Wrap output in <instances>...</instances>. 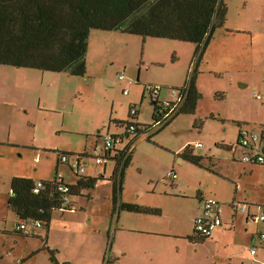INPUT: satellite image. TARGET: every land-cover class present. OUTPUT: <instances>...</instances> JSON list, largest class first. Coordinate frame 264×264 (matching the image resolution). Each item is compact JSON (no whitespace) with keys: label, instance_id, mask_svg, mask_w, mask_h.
<instances>
[{"label":"crops","instance_id":"crops-1","mask_svg":"<svg viewBox=\"0 0 264 264\" xmlns=\"http://www.w3.org/2000/svg\"><path fill=\"white\" fill-rule=\"evenodd\" d=\"M154 1L156 0L143 6L125 24L136 19ZM224 2L227 6L226 22L222 29L213 33L198 65L196 61H185L183 64L180 61L183 48L189 45L180 47L176 45L178 41L152 38L143 40V43L144 46L149 44L165 48L166 54H172L174 60L178 57V74L171 75L169 82L163 84L168 88L160 86L162 89L158 94L159 101L169 99L171 89L184 88L188 75L196 70L195 87L200 98L192 114L193 119L189 121L190 128L192 131H199L198 122L210 118L213 123L218 124L217 127H223L222 132L226 134L227 127L231 124L233 129L229 130L231 133L233 130L232 139L231 136L227 140L220 138L216 144L231 154L233 162L230 164H237L241 172L247 174V179H252L257 178L264 167L241 162L238 157L244 150L236 145L240 131L246 129L260 135L257 145L264 149V102L253 98V92L259 90L264 83V0ZM117 34L122 33L119 30L91 32L83 77L71 76L67 72L54 73L61 78L68 75L69 80L80 79L81 85L78 81H73L75 87L91 84L95 91L98 88L102 102H94L97 105L88 114L76 116L77 122L73 118L67 121L65 117L61 121L63 132L75 136L73 141H64L61 152L83 154L81 162L85 166L84 174L77 177L59 162L58 155L50 176L20 177L34 182L51 183L61 174L64 181L73 187V196L66 207L55 211L49 225L33 236L14 231L19 220L7 205L13 176L9 177L7 174V159L0 152V188H3V200L11 214H6L7 221L11 218L10 224L4 221L5 217H0V249H3L0 264H34V258H43V261L50 258L45 264H104L107 252L110 260L118 264H263L264 237L260 238V235H264V223L249 220L252 215L264 213V195L261 191L248 199L237 198L239 185L234 183V194L221 200L220 195H225L221 185L225 184L223 179L227 178L218 176L217 165L211 161V157L207 154L200 156L201 166L179 157L188 145L194 147L193 154L197 156L194 149L198 148L195 145L201 143L196 141L181 143L172 152L173 155L162 162L159 159H162L163 152L155 154L158 161L152 159L153 153L165 150L160 136H163L167 126H176L174 122L179 115L165 127L151 131L148 138L140 135L123 136L120 146L115 147V156L106 164H94L95 149L102 150L104 136L124 134L123 126L129 120V110L132 107L137 109V119L142 126L151 125L158 107L150 105L149 122L140 121L141 108L147 97L146 85H151L147 84V79L142 80L141 70L145 68V72H148L168 67L167 61H141L135 80L125 75L126 80L119 81V74L116 75L114 97L113 88L105 80L106 74L102 75L105 78L96 74L107 71L90 72L88 61L93 57L97 61L95 65L100 66L103 61L98 60L105 58L104 49ZM189 49L192 57L194 47ZM166 58L165 55V60ZM122 71L125 74V69ZM87 88L89 91L90 88ZM124 89H128L127 95L123 94ZM205 94L209 95L210 100L211 95L217 97L220 94L224 103L211 108L210 101H203ZM230 95L234 97V101L229 100ZM6 143L0 127V145ZM138 146L143 150L149 146L152 155L145 154L135 158ZM60 149L57 148L54 153ZM121 157L124 163L118 168L116 161ZM2 160L4 165L1 164ZM168 172L176 173L177 178H167ZM85 179L95 181L93 188L76 189L77 183ZM115 180L120 183L121 192L119 201L113 205ZM253 184L255 188L258 187L257 181ZM208 197L222 202L225 212L222 226L208 238L202 239L194 233V219L201 213L203 202ZM121 204L134 205L142 211L127 212L120 209ZM234 204L245 206V212L237 210ZM253 248L256 249L255 255L250 253ZM4 251L9 261L3 259Z\"/></svg>","mask_w":264,"mask_h":264},{"label":"trees","instance_id":"trees-1","mask_svg":"<svg viewBox=\"0 0 264 264\" xmlns=\"http://www.w3.org/2000/svg\"><path fill=\"white\" fill-rule=\"evenodd\" d=\"M150 1L0 0V66L50 73L67 72L71 76L83 77L86 72L85 56L91 32L116 30L142 40L152 38L192 44L194 51L191 61H196L198 65L213 33L222 29L226 22L227 6L224 0H156L136 19L125 24ZM196 74V70L191 72L184 88L180 89L185 99L175 115L162 127L153 130L165 127L177 115H192L195 112L200 98L195 87ZM149 87H159L160 90L162 88L146 85L145 89V99H148L152 107L157 106V111L162 112V109H159L162 102L158 98L153 99ZM137 114L138 111L135 116H129L123 126L125 132L121 136L140 135L138 127L142 125L138 122ZM163 115L164 113H154L151 125L142 127L154 128L157 121H161V118L164 120ZM130 125L136 127L134 133L129 132ZM193 148L186 146L179 157L201 166L202 157L194 155ZM59 154L68 155L77 161L83 158V154ZM116 162L118 168L124 163L122 157ZM75 175L80 177L79 174ZM94 184V180L85 179L79 181L75 187L91 189ZM119 184L116 180L113 184V205L119 201ZM67 185L69 190L65 196L70 199L73 196V187ZM33 186L34 181L31 179L13 178L10 182L13 195L7 200V205L19 220L15 227L23 222L38 221L46 228L52 214L63 205L64 195L58 192L54 181L44 182V188L39 194L32 193ZM119 207L127 212L142 211L134 205L121 204ZM14 231L22 234L16 228Z\"/></svg>","mask_w":264,"mask_h":264},{"label":"rangeland","instance_id":"rangeland-1","mask_svg":"<svg viewBox=\"0 0 264 264\" xmlns=\"http://www.w3.org/2000/svg\"><path fill=\"white\" fill-rule=\"evenodd\" d=\"M176 45L180 47L189 45L191 47L192 44L179 42ZM189 47H184L181 52L180 61H183L182 64L185 61L192 60ZM165 55L167 57L166 60ZM104 56L103 60H98L103 61L100 66L95 65L97 61L93 57L89 58L88 64L90 72H96V70L99 72L107 71V73L96 74L98 76L106 74L107 79L104 76L102 77L113 88L114 97L116 75L123 73L122 70L125 69L124 75L135 80L139 73L138 67L141 61H167L168 63L170 69L165 66L145 72V68H142V80L147 79V84H151L152 86L165 87L163 84L169 82L170 76L178 74L176 70L178 57L174 60L172 54H166L165 48L158 45L150 46L147 44L144 46L142 38L136 36L130 37L125 34H117L115 39L109 41L104 49ZM68 77L70 76L67 75L61 78L59 74L41 73L33 69L0 66V127L3 140L7 142L5 145H0V152L7 159V174L9 177L20 178L21 176H28L46 178L50 176L56 165L59 152H61L60 148L64 146V141H73L75 137L73 134L63 132L61 127L62 118L65 117L67 121L73 118L76 121V116L88 114L87 112H90L97 105L94 102H102V96L98 88L95 91L91 84H85L81 87L76 84L77 87H75L73 81H78L79 85H81L80 79L71 78L72 80H69ZM216 84L219 85V82L216 81ZM87 87L90 88L89 91ZM205 90H207L206 85ZM204 97L203 101L208 100L211 102V108L218 107L224 103L223 97L220 94L217 97L211 95L212 100L209 99L208 94H205ZM229 100L234 101V97L230 95ZM150 105L151 103L148 99L143 102L140 115L141 122H149ZM190 119H193V115H179L174 122L176 126H167L165 128L163 136H160V141H163V148L165 150L160 149L153 153L154 157L152 159L158 161L155 154L163 152L162 159H159L162 162L169 155H173L172 152L181 143L196 141L202 144L201 148L194 149L197 156L209 155L211 161L217 165L218 176L227 178L223 179L226 185H221L225 193L223 196L220 195L219 198L221 200L228 199L229 196L234 194V183L239 185L237 198L245 197L248 199L255 194H259V191L264 195V171L260 172L257 178L247 179V174H243L237 164L239 168L236 165L230 164L233 161L228 150L216 144L220 138L227 140V137L231 136L230 138L232 139L234 133L233 130L231 133L229 129H233V126L231 124L228 125L226 134H223V127H217L218 124L213 123L210 118H207L198 122L199 131L195 129L192 131ZM143 141L148 143L145 139ZM103 146L104 141L101 147L103 148ZM139 146V149L135 153V158H139L140 155L145 154L152 155L149 146L144 148V150ZM57 148L60 151L54 153ZM101 154L105 155V151L103 150ZM1 164L4 165L3 160ZM229 174L231 177H228ZM256 181L258 182V187L255 188L253 183ZM0 189V217H5L4 221H7L6 214L9 213L10 216L11 214L8 212L3 200V188ZM10 220L11 218L8 219L7 224L11 223ZM2 250L1 248V256ZM3 259L9 261L6 258L5 251ZM11 260L13 261L14 259L11 258ZM32 260L34 264H45L50 258L44 261L43 258H34Z\"/></svg>","mask_w":264,"mask_h":264},{"label":"built area","instance_id":"built-area-1","mask_svg":"<svg viewBox=\"0 0 264 264\" xmlns=\"http://www.w3.org/2000/svg\"><path fill=\"white\" fill-rule=\"evenodd\" d=\"M119 81H125L124 73L118 75ZM149 92L151 93L153 99L158 98V94L160 92L159 87H149ZM124 95L128 94V89H124ZM253 97L257 101L264 102V83L261 85V89L255 91L253 93ZM185 99V95L180 91V89H171L169 91V99L161 101L162 105L159 109H162V112L158 111V114H163V121H157L155 123L154 128H144L138 127V131L140 132V136L148 138L150 136L151 131L156 128L162 127L171 117H173L176 113L177 108L182 105ZM159 100V99H158ZM158 105V104H157ZM137 113V109L132 107L129 110L130 116H135ZM136 131V127L134 125L129 126V132L134 133ZM259 134L251 132L246 129H242L239 134V138L237 140V148H242L244 151L238 157V159L245 164H255L264 167V150L260 149L257 145L259 141ZM123 141V136H113L110 134H106L104 136V146L101 149H95V157L93 159L94 164L99 166L106 164L111 157L115 156V147L116 145L121 144ZM196 148L201 147V144L195 145ZM105 151V155H102L101 152ZM59 162L63 165H66L70 171L75 174L82 175L85 173V166L81 161H77L75 159L69 158L68 155L59 154ZM167 178L175 180L177 178L176 173L168 172ZM55 184L57 185V190L59 193L64 195L63 205L60 210H63L69 202V197L65 195L68 193V185L64 181V177L61 174H58L54 179ZM44 188V183L42 181L34 182V186L32 189V193L39 194L40 191ZM10 195H13L10 192ZM234 207L241 211L245 212V206L234 204ZM225 212V205L213 197H208L204 200L202 205L201 213L194 219V233L200 238H208L211 236L212 232L217 228L221 227L223 224V216ZM249 220L254 223H264V213H260L258 215H252L249 217ZM16 230L21 231L22 234L26 236L35 235L36 230H40L42 228V224L38 221H28L18 224ZM264 235H260V238H263ZM251 255H255L256 249L253 248L250 250ZM19 262V261H18ZM104 264H118L114 260H110L108 252L105 255ZM264 264V263H263Z\"/></svg>","mask_w":264,"mask_h":264}]
</instances>
